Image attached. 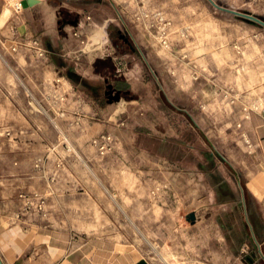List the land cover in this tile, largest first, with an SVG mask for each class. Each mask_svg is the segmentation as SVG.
<instances>
[{
  "label": "rangeland",
  "instance_id": "obj_1",
  "mask_svg": "<svg viewBox=\"0 0 264 264\" xmlns=\"http://www.w3.org/2000/svg\"><path fill=\"white\" fill-rule=\"evenodd\" d=\"M53 1L61 4V29L70 22L68 28L73 34V24L85 22L89 15L95 24L87 27H92L93 39L100 46L106 35L103 25L108 21L111 27L107 28V33L117 27L134 37L147 35L157 42L162 55L175 59L177 66L167 72L166 81L177 77L185 67L189 70L187 62H191L197 79L202 69L208 70L212 80L221 85L207 100L208 106L200 101L203 94L199 91H165L173 104L187 110L195 119L197 124L191 127L183 113L172 110L152 92L165 81L151 72L153 79L149 88L152 93H139L144 102L158 106V111L145 113L144 122L148 124L141 123L139 114L136 121H129L128 111L134 106L124 103V112L112 123L110 115L117 100L109 101L103 94V87L95 92L89 85L70 79L68 61L55 80L53 76L46 77L45 71L57 65L47 52L40 54L39 48L32 47L34 61L17 69L18 83H25L20 75L24 69L32 70L33 82H36L31 91L33 120L30 126L36 184L33 183L35 188L28 194L37 193L44 200L40 208L41 199L33 197L31 208L23 210L24 201L20 195L22 206L18 218L22 217V210L46 218L55 200L64 196L60 210L69 215L62 220L65 226L83 233L137 242L144 254L160 264H167L169 254L164 246L169 238L167 228L188 222L189 208L185 207L183 198L189 200L186 195L190 192L191 199L197 197L204 175L199 165L211 163L205 154L210 148L198 129L203 127L213 145L225 153L233 150L242 157L251 145L241 134L237 135L238 140H227L233 125L226 123L231 121L238 100L255 109H264V25L242 15L252 14L264 19V0H101L102 3L87 6L89 12L82 18L76 16L80 3ZM7 46L12 49L14 45L0 43V52L4 53ZM63 56L76 57L68 51L63 52ZM188 73H185L186 79H189ZM98 83L103 85L99 80ZM93 101L96 107H91ZM207 112L211 118L207 125L213 133L207 130L206 124L200 123V116ZM127 125L134 126L135 136L129 134ZM111 126L117 127L116 131L124 138L127 156L116 152L117 139ZM0 128L9 132L6 125ZM108 136L111 140L104 139ZM188 140L193 145L191 149L186 145ZM143 149L150 150L153 156L144 155ZM112 152L115 154L109 156ZM121 162L127 165L121 167L122 171ZM126 194L157 200L160 205L164 203V208L171 209L175 218H168L166 213L160 220H136L130 217L138 206L135 202L128 204L129 212L121 214L120 199Z\"/></svg>",
  "mask_w": 264,
  "mask_h": 264
},
{
  "label": "crops",
  "instance_id": "obj_2",
  "mask_svg": "<svg viewBox=\"0 0 264 264\" xmlns=\"http://www.w3.org/2000/svg\"><path fill=\"white\" fill-rule=\"evenodd\" d=\"M74 1L81 4L76 10V16L79 18L87 15V6L102 3L101 0ZM23 2V11L16 13L8 0H0V19L8 11L7 17L0 22V43L17 45L16 50L7 46L4 47V53L0 52V125H6L9 130L1 131L0 128L2 264H160L144 254L142 246L137 242L83 233L65 226L62 220L69 218V215L60 210L64 196L55 200L46 218L28 211L18 218L17 214H21L22 206L21 193L31 192L35 188L33 183L36 184L33 176L35 167L32 162L30 132L33 120L31 91L36 82H33L32 70L24 69L20 71V75L25 83H18L17 69L34 61V49L29 45L36 40L57 65L56 68L45 71L46 77L50 75L55 80V76H59L68 61L70 69L67 76L77 83L89 85L92 91L104 88L106 83L115 84L123 90V94L110 115L112 123H116L118 117H121L125 110L124 103L130 107L133 103L134 108L128 111L127 120L136 121L139 114L141 123L148 124V121L144 122L145 113H148V110L158 111V106L147 104L141 98L139 92L147 91L149 94L156 93L157 98L163 100L172 110L183 113L189 126L193 127L197 122L192 115L173 104L165 95V91H199L203 94V100L200 101L208 106L207 100L221 85L212 80L208 70L202 69L197 79L193 75L191 62H187L189 70L185 67L183 72L177 73V77L166 81L169 77L167 72L177 66L175 59L162 55L157 42L147 35L134 37L124 32L128 40H123L117 37L122 31L117 27L107 33V28L111 27L108 21L103 25L106 35L103 36L102 45H97L92 37L95 44L87 45L84 48L85 53L74 57L83 45L68 28L70 22L65 24L64 29L60 28L61 4H56L53 0H39L34 5H30L27 0ZM92 24L95 22H90V25ZM87 30L91 32L92 27H87ZM66 51L73 55L74 59L64 57L63 52ZM205 66L204 64L203 67ZM151 72L165 81L167 86L164 84L150 92L149 82L153 79ZM185 73H188L189 79H186ZM92 80H95V83H92ZM98 80L103 85L98 83ZM129 95L131 97L127 98ZM92 106H97L95 101ZM209 116L208 112L201 115L200 123L207 125L211 119ZM230 120L226 123L233 125L229 137L221 129L227 140H238L237 135L241 134L249 139L251 145L245 149L242 157L232 149L230 153H225L213 145L203 127L198 129L205 144L210 148L206 149L205 154L211 163L199 165L204 175L199 182L200 193L197 197L191 199L190 192L186 195L189 200L183 198L185 207L189 208L186 218L193 212L195 221L187 219L186 223L179 226L173 224L167 228L169 238L164 244L169 254L167 264H177V261L178 264H264V109H255L238 100L236 111ZM206 128L213 133L211 127L207 125ZM116 129L117 127L111 126V131L117 139L115 150L119 155L127 156L124 138ZM126 129L129 134L135 136L133 125H127ZM39 139H42V135H39ZM186 145L190 149L193 147L190 140ZM141 151L144 155L153 156L148 149ZM114 154L115 152H112L109 156ZM123 166L127 167L121 162L120 171ZM120 202L124 205L120 207L121 214L131 210L128 204L135 202L138 205L135 213L132 212L130 216L136 220H160L166 213L168 218H175L171 215L172 210H166L164 203L160 205L157 200L129 197L126 194L121 197ZM160 232L159 230L158 233ZM149 233L157 235L154 231ZM160 241L157 243L161 246Z\"/></svg>",
  "mask_w": 264,
  "mask_h": 264
},
{
  "label": "built area",
  "instance_id": "obj_3",
  "mask_svg": "<svg viewBox=\"0 0 264 264\" xmlns=\"http://www.w3.org/2000/svg\"><path fill=\"white\" fill-rule=\"evenodd\" d=\"M14 10V12L16 13H20L21 11H23L24 9V2L23 0H8ZM86 21L85 22H82L80 21L79 23L75 24L74 26V30H73V35L76 36L80 43L83 45V48H81L79 51L76 52V57L80 56L81 54L85 53L86 51L84 50V48L89 45V44H95L94 41H92V37L94 36V34L92 32H88L87 30V26L90 25V22H91V16H87L86 17ZM96 44L98 45L99 42H96ZM31 47H37L39 48L40 50V54H43L44 53V50L43 48L41 47V45L36 41V40H33L32 44L29 45ZM13 50H16L17 49V45H14L12 47ZM104 139L106 140H111V137L108 136V137H104ZM104 147V146H103ZM21 196L23 197V210L25 209H30L31 206H32V199L33 197H36L38 198L39 200L41 199V197H38L39 195L37 193H35L34 195H30V194H26V193H23L21 194ZM44 202L43 199L40 200V203H39V207L41 208L42 207V203ZM22 210V213L24 212ZM17 216L19 217L20 216V213L17 214Z\"/></svg>",
  "mask_w": 264,
  "mask_h": 264
},
{
  "label": "water",
  "instance_id": "obj_4",
  "mask_svg": "<svg viewBox=\"0 0 264 264\" xmlns=\"http://www.w3.org/2000/svg\"><path fill=\"white\" fill-rule=\"evenodd\" d=\"M27 2L30 4V5H34L35 3L39 2V0H27ZM242 15L246 18H249L253 21H256L262 25H264V19L260 18V17H257L255 15H252V14H246V13H242ZM108 87H109V90L107 91V94H110L109 95V101H113V100H119L121 95H120V90H116V92H113L112 90V87H113V84L112 83H109L108 84ZM187 219L189 221H195V213H189L187 215ZM0 263L2 264L1 260H0Z\"/></svg>",
  "mask_w": 264,
  "mask_h": 264
},
{
  "label": "flooded vegetation",
  "instance_id": "obj_5",
  "mask_svg": "<svg viewBox=\"0 0 264 264\" xmlns=\"http://www.w3.org/2000/svg\"><path fill=\"white\" fill-rule=\"evenodd\" d=\"M117 37H120V38H122L123 40H128L127 35H126L123 31L119 32V33L117 34ZM108 84H109V83H106V86L104 87L103 94H104V96L109 100V95H110V94H107V91L109 90ZM112 84H113V83H112ZM112 90H113V92H116V90H120V95L123 94V90H122L121 88L117 87L115 84H113Z\"/></svg>",
  "mask_w": 264,
  "mask_h": 264
},
{
  "label": "bare ground",
  "instance_id": "obj_6",
  "mask_svg": "<svg viewBox=\"0 0 264 264\" xmlns=\"http://www.w3.org/2000/svg\"><path fill=\"white\" fill-rule=\"evenodd\" d=\"M7 15H8V11H6V12L3 14V16H2L1 19H0V22H2V21L7 17Z\"/></svg>",
  "mask_w": 264,
  "mask_h": 264
}]
</instances>
